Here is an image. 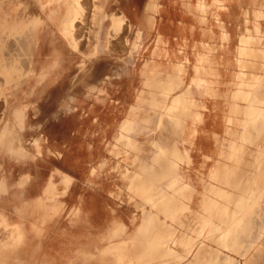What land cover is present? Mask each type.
Listing matches in <instances>:
<instances>
[{
    "label": "rangeland",
    "instance_id": "374dc122",
    "mask_svg": "<svg viewBox=\"0 0 264 264\" xmlns=\"http://www.w3.org/2000/svg\"><path fill=\"white\" fill-rule=\"evenodd\" d=\"M13 1L16 0H0V126L4 99L9 109L22 106L24 123L18 135L27 153L12 157L0 150V213L5 214V220H16L19 211L13 208L14 196L19 195L23 202L33 201L42 197L50 183L58 192L53 200H46L47 206L55 204L58 209L40 224L38 232L31 230L32 219L24 221L23 244L17 259L22 264H80L82 246L99 247L104 243L101 238L115 222L123 223L126 233H131L141 219L142 207L139 197L131 191L130 181L134 180L138 162L151 159L157 138L176 143L179 150L187 153L186 161L172 159L183 181L195 188L190 210L183 215V227L176 226L182 238L198 211L204 186L214 184L210 173L228 163L219 152L233 139L230 134L240 130L227 122L230 95L237 88L234 77L240 71L237 64L239 59H245L239 55L240 39L250 35L254 38L256 23L264 38V0H205V12L198 8L200 0H81L76 13L71 8L72 0L65 21L58 23V34L79 53L76 57L64 54L59 64L50 66V75L40 81L36 74L51 59L47 50L55 39L47 32H37L34 20L17 21ZM254 9H261L263 16L257 18ZM204 53L217 74L205 76L212 82L211 93L192 84L195 57ZM147 61L160 73L177 63L184 66L180 83L166 101L173 105L189 87L197 104L194 111L200 116L196 120L187 118L184 132L178 135H172L178 121L174 116L164 117L167 120L159 130L149 122L146 131L131 137L140 145V150L135 151L131 145L127 149L115 142V138L118 125L129 117L133 106H138V117L155 119L158 113L145 102L137 104L138 96L148 98L149 94L141 74ZM11 70L17 71V78L6 76V71ZM22 70L34 74L25 77ZM244 72L254 75V70ZM15 82L17 88L13 89ZM4 114L9 118L8 113ZM259 128L260 120L255 124V129ZM35 140L37 147L31 144ZM246 149L245 159L250 160L257 147L247 144ZM256 177L262 186L264 157ZM25 178L27 183L21 189L20 181ZM262 198L264 207V195ZM249 221V215L242 218L240 234ZM206 244L217 248L212 241ZM263 247L264 233L254 244H247L240 255L220 249L233 257L232 263L264 264ZM260 248L263 251L258 255ZM3 257L0 263L6 261ZM189 257L190 254L184 257L183 262Z\"/></svg>",
    "mask_w": 264,
    "mask_h": 264
},
{
    "label": "bare ground",
    "instance_id": "6f19581e",
    "mask_svg": "<svg viewBox=\"0 0 264 264\" xmlns=\"http://www.w3.org/2000/svg\"><path fill=\"white\" fill-rule=\"evenodd\" d=\"M80 1L74 0L71 5L75 13L79 10ZM213 1L218 3L221 0ZM198 8L201 12L206 11L205 0H200ZM253 14L257 18L263 16L261 9H254ZM254 34V38L251 35L243 39H240L241 35L239 37L241 43L239 55L245 59L238 61L237 67L239 66L240 71L234 77L237 88L230 95L232 103L228 109L230 116L227 122L228 125L239 126L240 130L231 132L233 134L230 135H234L233 139L225 143L226 148L219 152V156L222 155L228 163L215 167L210 173V180L214 184L204 186L198 211L190 222L192 224L188 232L186 230L183 237L179 238L176 230V226L183 227V215L190 210L189 203L195 190L191 183L183 181L176 163L177 160L178 162L186 161L187 153L179 150L176 143L157 138V146L151 159L138 162L132 177L134 180L130 181L131 187H129L139 197L142 207L139 223L131 233H126L123 223L113 222L114 224L101 238L103 244L99 247L94 246L93 249L82 246L78 258L80 264H235L232 263L233 257L223 253L220 248L240 255L247 244H254L262 236L264 207L261 201L264 195V184L259 185L256 174L264 157V38L259 35L260 27L257 23L254 25ZM96 42L97 40L95 46ZM212 49L213 47H210L209 51ZM7 59H9L8 56ZM60 60V52L51 53V59L36 74V79L40 81L47 78L50 75V66L59 64ZM211 63L208 55L204 53L196 55L193 64L195 77L192 79V84L205 93H211L212 90V82L205 76L208 74L217 76L210 68ZM145 67L147 68L141 72L142 83L149 94L148 98L138 96L137 99L136 97L137 104L145 102L150 110L158 113L155 114V119L138 117L135 116L138 106H133L129 117L118 125L119 133L115 138V142L121 143L127 149L131 145V149L135 151L140 150V145L132 142L131 137L146 131L149 122H154L155 128L159 130L167 120L164 117L174 116L178 121L172 130V135H178L184 132L187 118L192 117L196 120L200 116L194 111L197 104L191 96L189 87L181 93L173 105L166 101L167 95L177 87L184 73V66L181 63L173 65L171 70L164 73H160L149 61L145 62ZM260 69L263 74H257ZM245 70H254V75L247 76ZM23 72L25 77L34 74L31 70ZM17 74L14 70L6 71V76L10 78H17ZM17 82L14 83L13 89L17 88ZM238 102H243V106ZM3 103L5 105L2 114L3 124L0 126L2 129L0 130V150L12 157L25 156L27 151L18 135V131L23 127L25 109L20 105L9 109L5 99ZM4 113H8L9 118H5ZM259 120L260 128L256 130L255 124ZM228 131L226 129L225 132L228 133ZM31 144L34 147L38 146L36 140ZM247 144H254L257 147L250 160L245 159L248 151ZM172 159L177 160L174 162ZM216 164L219 163L216 162ZM27 178L20 181L19 188L24 187ZM2 188L0 184V191ZM42 194V197L30 202L21 201L19 195L14 196L13 208L19 211L16 220H5V214L0 213V256H5L3 258L6 260L0 264H22L17 257L20 255V247L23 244L24 221L32 219L31 230L36 233L39 231L40 224L49 219V216L58 209L55 204L50 206L46 204V200L51 201L58 194L51 183L45 186ZM247 215L250 217L249 224L245 232L240 234L238 227L242 218ZM207 240L215 243L217 248H210L206 244ZM262 251L260 248L258 255H261ZM189 254L190 257L183 262V258Z\"/></svg>",
    "mask_w": 264,
    "mask_h": 264
},
{
    "label": "crops",
    "instance_id": "0c3cea01",
    "mask_svg": "<svg viewBox=\"0 0 264 264\" xmlns=\"http://www.w3.org/2000/svg\"><path fill=\"white\" fill-rule=\"evenodd\" d=\"M71 1L72 0H16L11 3V6H17V21L27 22L30 20L29 22L32 23L34 20L33 22H36V25L34 24L33 27L37 32L41 31L42 35H44L43 32H47V34L51 33L50 37L55 39V44L50 45L47 50L48 52H60L61 58H63V55L66 53L76 57L79 51L71 47L72 44L69 45V41L58 34V23L65 21L68 14V6ZM42 22L43 24H41ZM36 47H39V45H36ZM80 48H82V45H80ZM80 52H82V50H80Z\"/></svg>",
    "mask_w": 264,
    "mask_h": 264
}]
</instances>
